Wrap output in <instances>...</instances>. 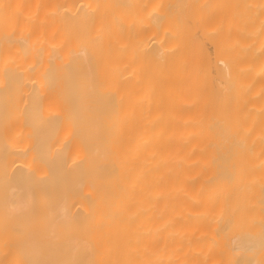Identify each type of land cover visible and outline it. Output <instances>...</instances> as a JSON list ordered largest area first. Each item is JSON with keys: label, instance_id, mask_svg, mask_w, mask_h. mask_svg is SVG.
<instances>
[{"label": "bare ground", "instance_id": "6f19581e", "mask_svg": "<svg viewBox=\"0 0 264 264\" xmlns=\"http://www.w3.org/2000/svg\"><path fill=\"white\" fill-rule=\"evenodd\" d=\"M0 264H264V0H0Z\"/></svg>", "mask_w": 264, "mask_h": 264}]
</instances>
